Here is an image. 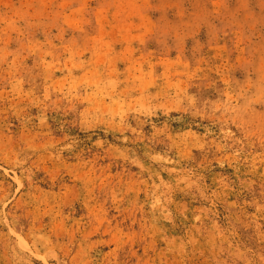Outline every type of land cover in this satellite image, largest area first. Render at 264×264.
Segmentation results:
<instances>
[{
    "label": "rangeland",
    "instance_id": "rangeland-1",
    "mask_svg": "<svg viewBox=\"0 0 264 264\" xmlns=\"http://www.w3.org/2000/svg\"><path fill=\"white\" fill-rule=\"evenodd\" d=\"M0 264H264V0H0Z\"/></svg>",
    "mask_w": 264,
    "mask_h": 264
}]
</instances>
